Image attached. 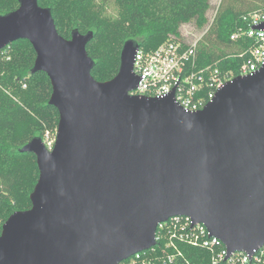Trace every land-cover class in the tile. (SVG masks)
<instances>
[{"label":"water","instance_id":"95a60500","mask_svg":"<svg viewBox=\"0 0 264 264\" xmlns=\"http://www.w3.org/2000/svg\"><path fill=\"white\" fill-rule=\"evenodd\" d=\"M93 36L65 39L38 0L0 16V50L30 42L59 114L52 150L42 138L20 149L40 174L31 209L2 226L0 264H121L154 247L174 216L204 224L229 255L264 247V66L187 112L174 94H131L135 41L113 79L95 80Z\"/></svg>","mask_w":264,"mask_h":264},{"label":"trees","instance_id":"16d2710c","mask_svg":"<svg viewBox=\"0 0 264 264\" xmlns=\"http://www.w3.org/2000/svg\"><path fill=\"white\" fill-rule=\"evenodd\" d=\"M116 15L108 13L109 0H38L52 12L59 34L71 39L74 31L94 34L87 52L94 60L92 76L113 79L120 69L124 45L135 41L146 52L168 41L190 40L182 28L192 24L201 32L199 67L219 63L222 71L239 75L246 57L242 40L231 36L245 28L244 17L264 9V0H220L209 20L210 0H113ZM20 0H0V16L19 8ZM36 52L27 40L0 50V233L15 212L31 209L30 199L39 179L37 158L20 149L36 138L56 136L59 114L49 105L52 85L43 73H33ZM191 264H208L199 249L182 246ZM184 264V263H182Z\"/></svg>","mask_w":264,"mask_h":264},{"label":"built area","instance_id":"2783aa9c","mask_svg":"<svg viewBox=\"0 0 264 264\" xmlns=\"http://www.w3.org/2000/svg\"><path fill=\"white\" fill-rule=\"evenodd\" d=\"M245 28L231 36L242 40L245 51L240 57L246 61L239 75L222 71L219 63L199 67L197 50L202 36L184 42L168 41L157 50L146 52L140 47L134 60V73L139 78L131 94L163 99L174 94L175 102L187 112H198L212 102L223 86L238 76L257 73L264 66V9L244 17ZM2 50V49H1ZM55 137L46 135L49 150ZM156 245L137 253L121 264H191L182 246L199 249L207 254L208 264H264V247L253 253L235 252L229 255L224 243L212 236L208 228L195 223L189 216H174L161 222L156 230Z\"/></svg>","mask_w":264,"mask_h":264},{"label":"rangeland","instance_id":"374dc122","mask_svg":"<svg viewBox=\"0 0 264 264\" xmlns=\"http://www.w3.org/2000/svg\"><path fill=\"white\" fill-rule=\"evenodd\" d=\"M219 2H220V0H210L211 9H210V12H209V20L211 18H213ZM107 7H108V13L110 15H112V16H115L116 15V7L114 5V1L113 0H109ZM202 34H203V32H201L200 30L196 29L194 27V25H192V24L186 25V26H184L182 28V36L186 40L187 39L188 40H193L195 38H199L200 36H202Z\"/></svg>","mask_w":264,"mask_h":264}]
</instances>
